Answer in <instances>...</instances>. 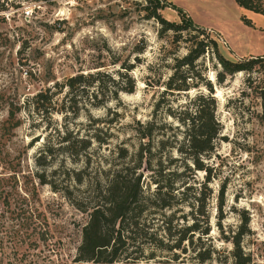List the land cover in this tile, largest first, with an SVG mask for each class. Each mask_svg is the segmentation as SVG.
Masks as SVG:
<instances>
[{
  "label": "rangeland",
  "instance_id": "374dc122",
  "mask_svg": "<svg viewBox=\"0 0 264 264\" xmlns=\"http://www.w3.org/2000/svg\"><path fill=\"white\" fill-rule=\"evenodd\" d=\"M154 1L0 0V264H77L76 248L87 216L73 204L84 206L94 182L104 178L100 170L118 168V147L138 148L135 122L151 118L165 125L157 131L163 135L149 142L150 163H169L163 176L181 172L175 177L176 189H182L179 180L189 189L182 197L176 195L175 200L183 201L142 218L124 252L130 260L119 264H241V259L242 264H264V126L258 119L259 91L264 89V16L238 8L233 0H156V13L166 22L181 24L184 17L191 23L186 31H164L148 17ZM242 17L253 28L243 25ZM198 42L206 47L191 71L197 87L179 95L162 94L174 59ZM215 52L230 62L263 60L217 84ZM121 64L133 67L127 73L133 92L118 93L102 107H89L88 85L72 92L62 86L74 75L97 70L116 78ZM146 82L153 86L146 87ZM206 82L222 131L203 161L209 171L204 174L184 168L175 151L182 128L168 114L176 117L189 100L207 94ZM36 93L48 100L45 106L51 112L30 109L28 100ZM9 105L19 108L14 115L18 125L6 132ZM91 119L99 121L96 134L106 144L92 141L85 146ZM160 137L167 142L158 150ZM153 187L147 183L149 190ZM195 191L203 198L208 237L194 236L173 249L180 230L192 222L189 206ZM243 218L247 232L235 259L224 235Z\"/></svg>",
  "mask_w": 264,
  "mask_h": 264
},
{
  "label": "trees",
  "instance_id": "16d2710c",
  "mask_svg": "<svg viewBox=\"0 0 264 264\" xmlns=\"http://www.w3.org/2000/svg\"><path fill=\"white\" fill-rule=\"evenodd\" d=\"M236 6L240 9L252 12L254 14L264 16V0H233ZM151 6V5H150ZM149 18H154L162 25L164 31H186L191 28L189 20L183 17L181 24H172L166 22L156 13L160 10L159 3L155 0L151 6ZM162 9V8H161ZM241 22L249 28H253L250 20L242 17ZM215 48L214 42H210ZM206 44L198 42L191 46L186 54L178 59H174V67L171 74L162 84V94L179 95L181 92H187L190 88L197 87V84L192 81L191 71L194 63L202 56L205 51ZM141 53L140 50L137 51ZM215 58L220 70L216 73L217 84L223 83L227 75H232L238 72H248L252 67L263 58H250L245 61L230 62L225 60L215 52ZM116 62L112 63L115 64ZM132 66L121 64L115 72V77L107 72L97 70L83 76L82 74L74 75L68 78L63 84L70 92L74 88L88 85L91 87L88 105L90 108H99L109 102L116 100L118 93L131 94L134 88L133 79L128 76V72ZM103 78L106 80L103 81ZM109 83V84H108ZM56 86V85H55ZM146 87L153 85L145 83ZM207 94H198L194 99L184 103L185 106L179 108L176 117L173 114H168L171 118H175L179 126L182 128V138L178 147L175 149L180 158L184 161V168L193 172L207 171L204 166V160L208 158L214 151L215 142L220 140L222 127L215 117L216 103L212 97L211 85L206 82L203 84ZM83 91V88H81ZM48 92V90H46ZM73 98V96H72ZM259 99L261 101V112L258 116L259 122L264 126V89L259 91ZM29 107L33 112L45 113L51 112V108H46L48 100L44 99L42 93H36L31 97ZM26 101V103L28 102ZM159 107V102L155 104V109ZM16 106L9 105L6 113V124L8 128L4 130H12L18 125L15 120ZM153 111V113H154ZM99 123L97 119L89 120L88 127L91 129L89 139L85 142V146L92 141L100 144H106L97 134L98 130L95 124ZM133 129V134L138 138V148L132 151L124 147H118L116 158L120 164L117 169L100 170V181L94 182V189L91 196L88 198L84 206L73 204L81 213L86 214L87 219L80 231V243L76 248V256L74 262L77 264H119L121 261L128 262L130 258L124 255L128 240H132L131 235L139 226L142 218L151 212L168 210L174 203L183 201L182 198L176 199V195L184 196L189 187L186 186L184 180H179L180 191H177V183L175 177H179L180 173L174 171L168 172L166 175L173 178L163 176V171L169 165L161 161L151 164L149 161V142L157 132L165 124H157L155 118L139 123ZM7 132V131H6ZM167 141L160 139L157 141L158 150L163 149L164 143ZM147 153V156H146ZM141 170L148 172L147 176L143 177ZM208 178H206L207 180ZM79 181V180H77ZM146 181V182H144ZM154 185L153 190L147 188V183ZM144 183V184H143ZM66 198L70 200V192L65 189ZM222 192H220L218 210L222 205ZM194 203L190 204V225L184 226L180 230V234L175 239L176 244L173 249L178 247L186 240L203 239L208 237L209 225L205 217L203 198L200 191H195L193 194ZM234 231H228L225 240H230L232 246L231 254L236 259L238 255L239 244L242 237L247 232V219L243 218ZM219 226V224H218ZM166 237H170L167 231ZM200 261L205 258L201 254H197ZM244 259L241 262L244 263Z\"/></svg>",
  "mask_w": 264,
  "mask_h": 264
},
{
  "label": "crops",
  "instance_id": "0c3cea01",
  "mask_svg": "<svg viewBox=\"0 0 264 264\" xmlns=\"http://www.w3.org/2000/svg\"><path fill=\"white\" fill-rule=\"evenodd\" d=\"M253 26H254V25H253ZM236 57H237V56H236ZM259 57H260V56H259ZM237 58H239V57H237ZM246 58H247V57H246ZM248 58H251V57H248ZM248 58H247V59H248Z\"/></svg>",
  "mask_w": 264,
  "mask_h": 264
}]
</instances>
